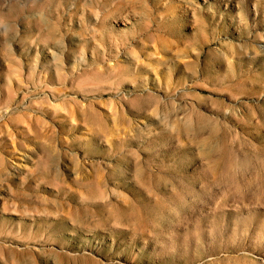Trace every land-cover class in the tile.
Here are the masks:
<instances>
[{"label": "rangeland", "instance_id": "374dc122", "mask_svg": "<svg viewBox=\"0 0 264 264\" xmlns=\"http://www.w3.org/2000/svg\"><path fill=\"white\" fill-rule=\"evenodd\" d=\"M0 264H264V0H0Z\"/></svg>", "mask_w": 264, "mask_h": 264}]
</instances>
